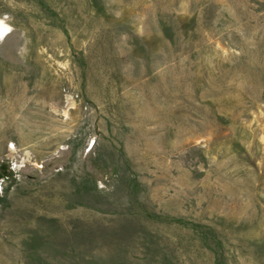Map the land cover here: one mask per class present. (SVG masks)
<instances>
[{
  "label": "rangeland",
  "instance_id": "1",
  "mask_svg": "<svg viewBox=\"0 0 264 264\" xmlns=\"http://www.w3.org/2000/svg\"><path fill=\"white\" fill-rule=\"evenodd\" d=\"M0 25V264H264V0Z\"/></svg>",
  "mask_w": 264,
  "mask_h": 264
},
{
  "label": "bare ground",
  "instance_id": "2",
  "mask_svg": "<svg viewBox=\"0 0 264 264\" xmlns=\"http://www.w3.org/2000/svg\"><path fill=\"white\" fill-rule=\"evenodd\" d=\"M5 29H6V27L0 25V30H1V31H4Z\"/></svg>",
  "mask_w": 264,
  "mask_h": 264
}]
</instances>
